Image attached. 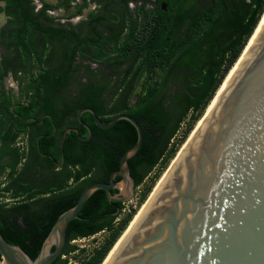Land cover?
I'll return each mask as SVG.
<instances>
[{"label":"trees","instance_id":"1","mask_svg":"<svg viewBox=\"0 0 264 264\" xmlns=\"http://www.w3.org/2000/svg\"><path fill=\"white\" fill-rule=\"evenodd\" d=\"M0 1L6 3L4 12L10 18L3 29L7 32L5 45L8 53L3 59L0 56V61H9L8 70L15 75L22 72L28 79L23 86L30 105L22 108H42L51 112L58 126L64 118H70L80 128L82 137L89 132L80 124L78 113L86 107L94 109L103 124H109L119 114H128L142 126V147L129 160L135 188L159 168L152 177L153 185L144 190L142 202L148 198L154 184L170 167L204 116L264 15V0H171L168 18L159 17L153 27H146L140 46L141 51L151 55L155 61V70L166 72L174 64L179 74L156 81L146 99L112 101L83 98L90 92L88 86H81L79 95H74L69 82L71 56L68 46L64 45L58 56L52 49L55 41L60 44L68 41V28L62 23L55 27L41 21L42 17L49 20L47 11L52 5L45 3L42 9L37 10L34 0ZM157 13L165 12L158 9ZM183 28L185 32L181 33ZM170 33L174 36L171 37ZM175 33L181 35V49L170 51ZM169 36L171 43L167 42ZM51 60L59 63L52 65L49 63ZM6 70L0 65V103L2 94H5ZM169 83L171 87L163 93ZM0 114H3L2 110ZM82 120L91 125L94 136L89 142H80L77 133L68 135L66 151L68 143L76 142L81 152L75 155L72 164L79 166L74 188L49 198L55 202L47 210L38 205L44 199L31 202L32 196L10 208L6 203L1 206V235L10 244L21 247L33 260L38 257L58 217L77 204L89 185L108 183L111 174L119 169L124 153L137 143L138 132L127 120H120L106 130L95 124L89 112L82 115ZM186 121V132L182 140H177ZM11 132H14L13 127ZM2 133L0 130V141ZM63 133L62 130L60 135ZM7 149L9 145L0 147V155ZM11 153L15 158L13 173H16L17 165L25 154L18 147L12 148ZM120 180V177L116 178V182ZM119 193L118 189L112 191L114 196ZM124 208L125 203L110 201L105 191L94 192L78 218L69 224L67 245L53 264L69 263L63 257L79 250L72 245L73 241L106 232L105 240L79 263L102 264L137 214L138 209L134 208L123 216Z\"/></svg>","mask_w":264,"mask_h":264},{"label":"water","instance_id":"2","mask_svg":"<svg viewBox=\"0 0 264 264\" xmlns=\"http://www.w3.org/2000/svg\"><path fill=\"white\" fill-rule=\"evenodd\" d=\"M259 26L194 134L102 264H264V19ZM86 112L102 129L129 121L137 143L109 183L89 185L58 217L35 260L0 233L2 264H53L67 245L69 224L94 192L121 203L134 196L129 160L142 147V126L128 114L104 125L90 107L79 112L80 122Z\"/></svg>","mask_w":264,"mask_h":264},{"label":"flooded vegetation","instance_id":"3","mask_svg":"<svg viewBox=\"0 0 264 264\" xmlns=\"http://www.w3.org/2000/svg\"><path fill=\"white\" fill-rule=\"evenodd\" d=\"M37 1L40 2V8L37 7V10L42 9L45 3L53 6L47 11L49 20L42 17L43 23L55 27L62 23L60 18L53 16V12L58 9L55 5L48 0ZM62 2L67 3L70 8L66 18L64 16L62 18L67 21L62 24L67 26L69 37L64 44L55 41L52 49L58 56L64 45L68 46L71 56L69 82L74 95H79L81 86H88L90 92L83 95V98L138 101L148 98L156 81L179 74L174 64L166 72L155 70V61L151 55L142 52L140 46L146 27H153L159 17L168 18L171 0H62ZM158 9L165 13H157ZM50 19L53 21L50 22ZM184 32L183 28L181 33ZM169 35L174 36L172 33ZM179 35L180 33L174 37L175 42L169 48L170 51L181 49L182 38ZM39 36L44 37L40 34ZM170 36L167 39L168 43H171ZM5 54L0 55L2 59ZM0 62V65L7 69L4 81L10 77L18 84V88L28 81L24 73L19 72L15 75L13 71L8 70L9 61ZM49 63L56 65L59 62L51 60ZM170 87L171 84H167L163 93ZM20 93L19 91V97ZM11 97V94L5 92L0 103L2 106L0 112L1 110L3 112L0 114V130L3 131L0 147L5 144L9 145L10 149L6 152L3 150L0 155L1 206L4 204L2 202L4 196L10 197L9 208L32 196L31 202L44 199L38 205L47 210L55 202L49 198L63 191H70L75 186V173L79 166L72 164L75 155L81 152L76 142L72 145L68 143L69 149L66 151L68 135L77 133L81 138L80 142H89L94 136L93 129L83 120L80 122L78 117L80 124L89 132V135L82 137L80 128L75 126L72 119L64 118L58 126L53 113L42 108L30 110L22 108L30 105L26 95L22 99L17 98V101ZM85 125L90 127L92 133ZM12 127L14 132H11ZM62 130L64 133L60 135ZM14 147L20 148L25 154L17 165L16 173H13L15 158L11 153ZM44 149L47 151L44 152ZM14 195L16 198H13Z\"/></svg>","mask_w":264,"mask_h":264},{"label":"rangeland","instance_id":"4","mask_svg":"<svg viewBox=\"0 0 264 264\" xmlns=\"http://www.w3.org/2000/svg\"><path fill=\"white\" fill-rule=\"evenodd\" d=\"M48 2L53 4V5H55L58 8V9L55 10V12H53L54 13L53 16H56V17L60 18L62 23H67V21L62 19V18H63V16L66 18V14L69 13V11H70L69 5L67 3H65V2H62V0H48ZM34 3H35V5L38 8H40V2H38L37 0L36 1L34 0ZM5 7H6V3L3 2V1H0V55L8 53L7 48L5 46V40L7 38V32H3V29L6 26L7 21L10 18L4 12ZM21 86H19V88H18V84L16 82H14L10 77H8L6 79V81H4V90H5V92L11 94L12 95V97H11L12 100H15V101H17L19 98H21V99L24 98V95H25L24 86H22V87ZM19 91L21 92L20 93L21 94L20 97H19V94H18ZM187 124H188V121H186V124L183 125V127H182V129H181V131H180V133H179V135L177 137V140H182V137L184 136V133L186 132ZM158 170H159V168L157 170H155V172L151 175V177L149 179L147 178L145 180V182L140 187H138V188H132L131 187L130 188V190H129V194L130 195L129 196L131 197L133 192H134V196L131 199V200H134V203L130 204V202H131V200H130V201L126 202V205L127 204L128 205H132L133 207L137 208L138 209L137 212L140 210V208L147 201V199L149 198V196L151 195V193L153 192L155 186L158 183L157 182V183L154 184V187H153L151 193L148 195V198L145 201L142 202V194L144 193V190L147 187L153 185L152 177L154 176V174L156 172H158ZM167 170H166V172H167ZM165 173H163L162 176ZM120 189L122 191V194L126 192V189H125L123 183L120 184ZM9 198H10L9 196H4L2 198V202L6 203V204H9L8 203L9 202ZM106 237H107V233L106 232H102V233L97 234V235H95L93 237H89V238H85V239L83 238V239H78L76 241H73L72 245L77 246L79 248V250L76 251L75 253H72V254H69V255H65L63 257V259L64 260H68L69 261L68 264H79L84 258L87 257L88 254H90L93 251L94 248L98 247L105 240Z\"/></svg>","mask_w":264,"mask_h":264},{"label":"bare ground","instance_id":"5","mask_svg":"<svg viewBox=\"0 0 264 264\" xmlns=\"http://www.w3.org/2000/svg\"><path fill=\"white\" fill-rule=\"evenodd\" d=\"M263 19H264V16H263V18H262L261 21H263ZM261 23H262V22H261ZM260 25H261V24H260ZM259 28H260V26L258 27L256 33H255V34L253 35V37L251 38L250 43H251L252 40L254 39V37H255V35L257 34ZM250 43H249V45H250ZM249 45H247V48H248ZM247 48H246V49H247ZM245 51H246V50H245ZM244 53H245V52H244ZM235 67H236V66H235ZM235 67H234V68H235ZM234 68L231 70L230 74L227 76L225 82L227 81V79H228L229 76L231 75V73H232V71L234 70ZM225 82L222 84V86L219 88L217 94L214 96V98H213V100L211 101L209 107L207 108L208 110H209L210 106L212 105V103L214 102L215 98L217 97L218 93L220 92V90H221L222 87L224 86ZM208 110H206V111H208ZM206 113H207V112H205V114H206ZM205 114H204V116H205ZM204 116H203V117H204ZM203 117H202L201 120L197 123L195 129H197V127L199 126V124H200V122L202 121ZM195 129H194V130H195ZM194 130L192 131V133L190 134V136H191L192 134H194ZM190 136H189V137H190ZM183 146H184V145H183ZM165 175H166V173H165V174L161 177V179L158 181V183H157V185L155 186V188L158 186V184L161 182V180L164 178ZM155 188H154V190H155ZM154 190H153V191H154ZM149 197H150V196H149ZM141 208H142V207H141ZM141 208H140V209H141ZM138 212H139V211H138ZM138 212H137V213H138ZM135 216H136V215H135ZM133 219H134V218H133ZM130 223H131V222H130Z\"/></svg>","mask_w":264,"mask_h":264},{"label":"built area","instance_id":"6","mask_svg":"<svg viewBox=\"0 0 264 264\" xmlns=\"http://www.w3.org/2000/svg\"><path fill=\"white\" fill-rule=\"evenodd\" d=\"M133 203H134V200H131L130 204H133ZM125 206L126 207L123 210V215L131 213L132 209L135 208L132 205H128V204L126 205V203H125Z\"/></svg>","mask_w":264,"mask_h":264}]
</instances>
